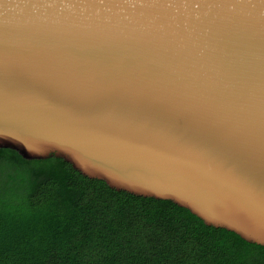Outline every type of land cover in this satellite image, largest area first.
Returning <instances> with one entry per match:
<instances>
[{"label": "water", "instance_id": "obj_1", "mask_svg": "<svg viewBox=\"0 0 264 264\" xmlns=\"http://www.w3.org/2000/svg\"><path fill=\"white\" fill-rule=\"evenodd\" d=\"M0 147L264 245V0H0Z\"/></svg>", "mask_w": 264, "mask_h": 264}, {"label": "trees", "instance_id": "obj_2", "mask_svg": "<svg viewBox=\"0 0 264 264\" xmlns=\"http://www.w3.org/2000/svg\"><path fill=\"white\" fill-rule=\"evenodd\" d=\"M0 264H264V245L55 155L0 147Z\"/></svg>", "mask_w": 264, "mask_h": 264}]
</instances>
